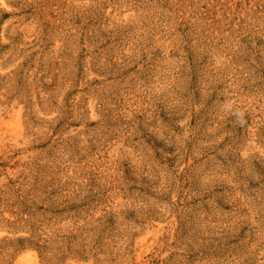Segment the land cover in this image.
<instances>
[{
    "label": "rangeland",
    "instance_id": "obj_1",
    "mask_svg": "<svg viewBox=\"0 0 264 264\" xmlns=\"http://www.w3.org/2000/svg\"><path fill=\"white\" fill-rule=\"evenodd\" d=\"M0 264H264V0H0Z\"/></svg>",
    "mask_w": 264,
    "mask_h": 264
}]
</instances>
